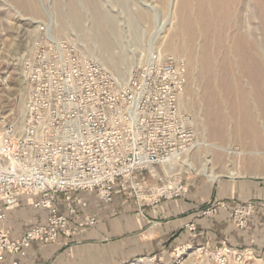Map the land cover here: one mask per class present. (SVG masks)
I'll return each instance as SVG.
<instances>
[{
	"label": "built area",
	"instance_id": "obj_1",
	"mask_svg": "<svg viewBox=\"0 0 264 264\" xmlns=\"http://www.w3.org/2000/svg\"><path fill=\"white\" fill-rule=\"evenodd\" d=\"M39 42L22 65V117L0 133V195L6 209L23 195L36 196L33 206L48 212L47 223L18 238L0 225V263L6 254L25 257L35 243L73 239L71 217L88 207L82 193L96 194L105 205L119 195L132 198L143 217L164 200L186 199L188 183L171 173L175 161L198 147L191 115L182 107L188 85L184 59L153 55L123 80L69 41L47 35ZM139 174L158 185L147 186ZM259 208L264 210V201H248L230 217L244 229ZM214 212L207 208L204 214ZM5 218L2 212L0 221ZM88 223L95 227L97 216ZM232 253L223 244L216 255L227 264Z\"/></svg>",
	"mask_w": 264,
	"mask_h": 264
},
{
	"label": "rangeland",
	"instance_id": "obj_2",
	"mask_svg": "<svg viewBox=\"0 0 264 264\" xmlns=\"http://www.w3.org/2000/svg\"><path fill=\"white\" fill-rule=\"evenodd\" d=\"M47 35L75 44L83 57L123 80L153 55L184 59L182 107L191 115L198 147L175 161L171 174L186 183L215 182L211 174L264 179V105L251 78L259 64L264 68V0H0V133L22 117V65ZM221 202L207 205L215 210L211 216ZM223 244H188L128 264H221L216 252ZM231 249L227 264H264V251Z\"/></svg>",
	"mask_w": 264,
	"mask_h": 264
},
{
	"label": "crops",
	"instance_id": "obj_3",
	"mask_svg": "<svg viewBox=\"0 0 264 264\" xmlns=\"http://www.w3.org/2000/svg\"><path fill=\"white\" fill-rule=\"evenodd\" d=\"M149 187L156 181L139 174ZM189 196L164 200L146 209L143 217L134 199L119 195L111 205L103 204L96 194L82 193L87 208H79L71 217L77 234L73 239L60 237L57 243H35L25 257L4 255L0 264H128L139 258L159 255L184 245H205L213 248L226 243L237 250L264 251V211L259 208L249 218L247 228L240 229L230 218L229 211L248 201H264V179L242 178L209 182L189 179ZM36 196L23 195L19 202L5 208L0 195V214L6 218L0 225L12 238L27 230L45 225L48 212L33 206ZM226 202L228 209L218 208L217 214L205 215L210 202ZM60 207L67 213L63 199ZM95 215L98 223L90 227L88 217Z\"/></svg>",
	"mask_w": 264,
	"mask_h": 264
},
{
	"label": "bare ground",
	"instance_id": "obj_4",
	"mask_svg": "<svg viewBox=\"0 0 264 264\" xmlns=\"http://www.w3.org/2000/svg\"><path fill=\"white\" fill-rule=\"evenodd\" d=\"M206 2V1H205ZM207 3V2H206ZM202 4H205L204 2L202 3ZM187 7H186V5H182V9L184 10H182V13H184V12H186L187 11V9H186ZM204 11V10H203ZM208 11H209V13H210V17L212 18L211 19V21H213V19H216L217 18V16L215 15L216 14V11L213 9V7L212 8H208ZM227 13L229 14L230 13V11H227ZM207 15V14H206ZM226 15V14H225ZM181 16V19H180V23L182 24V23H184L185 22V19L183 18V15L181 14L180 15ZM208 17V16H207ZM204 18H205V16H203V15H201V16H199V20L200 21H204ZM208 19V18H207ZM215 21V20H214ZM216 22V21H215ZM214 22V23H215ZM212 24L214 27H215V24ZM209 25V24H208ZM164 27V26H163ZM161 29V28H160ZM159 29V30H160ZM215 29V28H214ZM219 29H217L216 31H218ZM218 35V34H217ZM240 44V43H239ZM230 46V45H229ZM229 49V48H228ZM155 57H158V56H155ZM259 67L261 68L260 69V71H258V72H252V75H251V78H252V80L254 81V85H255V87L258 89V91L260 92V95H261V99H260V102H261V104L262 105H264V68H263V66H260V64H259ZM247 68V67H246ZM245 69V68H244ZM118 77H120V76H118ZM120 78H122V77H120ZM230 175L231 176H233V177H236V175L237 174H235V173H230ZM209 177L211 178V179H213V180H217V179H219L220 177H221V175H215V174H211V175H209Z\"/></svg>",
	"mask_w": 264,
	"mask_h": 264
}]
</instances>
